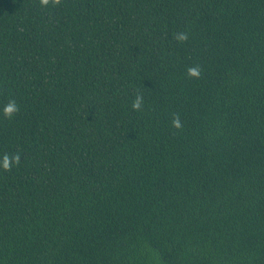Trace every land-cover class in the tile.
Here are the masks:
<instances>
[{
  "label": "trees",
  "instance_id": "16d2710c",
  "mask_svg": "<svg viewBox=\"0 0 264 264\" xmlns=\"http://www.w3.org/2000/svg\"><path fill=\"white\" fill-rule=\"evenodd\" d=\"M0 264H264V0H0Z\"/></svg>",
  "mask_w": 264,
  "mask_h": 264
},
{
  "label": "clouds",
  "instance_id": "9594fccd",
  "mask_svg": "<svg viewBox=\"0 0 264 264\" xmlns=\"http://www.w3.org/2000/svg\"><path fill=\"white\" fill-rule=\"evenodd\" d=\"M63 0H39L40 7L48 8L59 7L62 4ZM173 39L179 42L180 44H186L189 40V34L186 31H179L173 33ZM203 69L200 65H191L186 69V74L189 78L199 80L202 78ZM144 95L143 93L137 92L133 102L132 109L134 111H142L144 106ZM3 116L7 120H13L20 113V106L15 99H10L3 106ZM171 126L180 131L183 129V121L179 113H173L171 118ZM21 164V155L19 152L13 153L11 155L4 154L2 168L4 171H11L12 167H19Z\"/></svg>",
  "mask_w": 264,
  "mask_h": 264
}]
</instances>
